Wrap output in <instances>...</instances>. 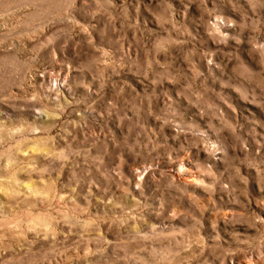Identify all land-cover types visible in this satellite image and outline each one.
<instances>
[{"label":"rangeland","instance_id":"374dc122","mask_svg":"<svg viewBox=\"0 0 264 264\" xmlns=\"http://www.w3.org/2000/svg\"><path fill=\"white\" fill-rule=\"evenodd\" d=\"M0 264H264V0H0Z\"/></svg>","mask_w":264,"mask_h":264}]
</instances>
